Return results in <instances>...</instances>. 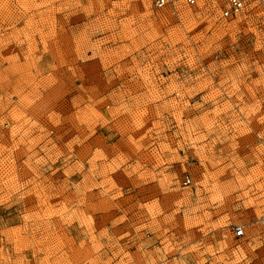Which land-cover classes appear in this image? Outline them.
<instances>
[{"label":"rangeland","instance_id":"obj_1","mask_svg":"<svg viewBox=\"0 0 264 264\" xmlns=\"http://www.w3.org/2000/svg\"><path fill=\"white\" fill-rule=\"evenodd\" d=\"M151 1L0 0V264H264V0Z\"/></svg>","mask_w":264,"mask_h":264},{"label":"built area","instance_id":"obj_2","mask_svg":"<svg viewBox=\"0 0 264 264\" xmlns=\"http://www.w3.org/2000/svg\"><path fill=\"white\" fill-rule=\"evenodd\" d=\"M200 0H152V7L156 10L165 8H175L177 5L193 6ZM251 0H222L220 16L222 18H231L241 14L249 7ZM189 182V179H186ZM235 237L239 238L244 236V228L242 226H235L232 229Z\"/></svg>","mask_w":264,"mask_h":264}]
</instances>
